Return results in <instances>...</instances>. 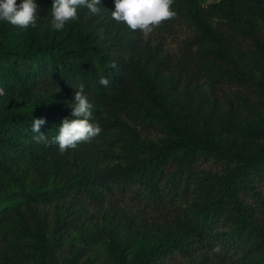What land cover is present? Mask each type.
Instances as JSON below:
<instances>
[{"label":"trees","instance_id":"1","mask_svg":"<svg viewBox=\"0 0 264 264\" xmlns=\"http://www.w3.org/2000/svg\"><path fill=\"white\" fill-rule=\"evenodd\" d=\"M35 3L34 28L22 30L0 20V173L5 174L8 164L17 159L36 162L59 152L51 139L64 118L75 119L69 105L74 91L83 84L93 105L90 122L102 129L96 137L115 132V139L135 141L137 135L130 124L164 136L157 142H142L108 173L89 166L74 178L54 174L50 189L72 188L99 201L112 188H132L135 195L155 205L188 201L180 215L156 221L152 229H135L146 241L118 264H150L204 242L236 249L242 262L257 264V255L264 250V192L258 188V184L264 185V146L240 160L230 145L216 136L211 121L199 126L186 115H178L171 99L175 91L190 103V91L195 88L191 80L202 73L211 84L226 80L239 87L251 84L245 74L246 62L264 60V33L259 31L260 25L264 26V0H215L205 5L199 0H173L175 9L193 25L194 33L184 57L175 59L176 74L167 84L155 81L169 63L164 55L154 54L150 70L137 59L122 56V46L133 41L124 36L125 30H113L101 21L112 18L114 0H101V11L96 15L87 8L78 9V18L60 31L51 28L53 0ZM207 12L221 14L227 27L211 24L205 17ZM113 62L115 68L111 67ZM101 77L108 79V86L100 84ZM41 85L58 87L71 99L63 101L49 94L28 99ZM260 88L264 93V87ZM111 92H117L118 97L108 96ZM243 103L250 106L252 102L244 99ZM110 106L113 116L105 120L100 111ZM239 108V102L229 101L217 131L234 134L237 127L241 133H256L238 120L235 126L229 125ZM41 117L46 119L41 132L49 139L47 145L33 140L32 121ZM202 154L225 162L224 172L202 176L204 184L195 195L210 200L187 199L199 179L193 162ZM217 184L218 191L214 189ZM20 193L27 198L37 195L22 187ZM5 216L13 217L11 232L27 248V259L34 264H57L55 231L46 234L42 220L34 213L29 226L12 203L0 201V218ZM218 225H225V232L217 230ZM200 261L207 264L203 256L196 262Z\"/></svg>","mask_w":264,"mask_h":264},{"label":"rangeland","instance_id":"2","mask_svg":"<svg viewBox=\"0 0 264 264\" xmlns=\"http://www.w3.org/2000/svg\"><path fill=\"white\" fill-rule=\"evenodd\" d=\"M215 0H199L205 5ZM175 18L165 21L155 28L151 34L145 36L140 31H132L126 24L118 23L112 18L103 17L101 21L114 30H125L124 36L133 42L122 46L121 54L124 58L137 59L146 69L150 70L155 53L164 55L169 63L155 81L167 84L176 74L175 59L184 57L189 47L188 40L194 33L193 25L183 17L172 4ZM115 9V5H114ZM206 19L215 26L227 27L221 14L207 12ZM112 20V21H111ZM259 31L264 33V26ZM193 48V47H192ZM245 74L251 84L239 87L230 81L220 84H211L206 76L199 75L191 80L195 88L190 91L191 101L172 92L171 106L179 115H186L199 126L211 121L216 136L227 142L231 150L240 160L261 146H264V60L258 58L245 64ZM183 75L180 80L183 81ZM190 89V87H189ZM53 95L63 101L70 98L58 87L38 86L27 97L33 99L39 95ZM117 92L108 96L118 97ZM244 99L252 103L246 106ZM257 99L261 100L258 102ZM239 102L240 108L237 117L229 125L240 124L252 127L255 134L241 133L238 128L234 134L228 130H218V122L229 106V101ZM253 100V101H252ZM113 107H103L100 115L105 120L113 116ZM128 123L129 121L125 119ZM130 126L134 129L136 140L115 139V132L102 137H95L90 143L78 145L76 149L60 151L41 161H31L25 158L12 161L7 166V172L0 173V201L12 203L22 214L23 219L31 226L30 214L34 213L42 221L46 234L55 231L58 241L54 250L57 264H118L122 257L129 258L140 242L146 241L138 228L152 229V224L161 219H171L180 215L187 208L188 201L176 200L174 204L163 203L155 205L146 199L135 195L132 188H112L101 200H93L82 193L69 188L67 190H52L53 175L74 178L86 167L100 173L110 172L117 164L123 163L128 154L142 142H157L163 134L154 130ZM215 136V138H216ZM231 164V162H230ZM198 170L199 179L193 185V191L187 199H207L205 195L196 196L195 190L200 189L204 182L202 176L221 175L224 172L225 162L214 159L210 155H199L193 162ZM35 197H25L20 188ZM260 192H264V185L258 184ZM214 189L218 191L220 185ZM225 225L217 226V230L225 232ZM13 217L0 218V264H34L25 256L27 248L19 242L11 232ZM219 245V244H218ZM217 244L202 243L193 245L187 252L173 251L161 260L156 259L150 264H202L196 262L203 256L207 264H245L238 259L236 249L220 246L219 253L213 252ZM258 263L264 264V250L258 253ZM202 259V258H201Z\"/></svg>","mask_w":264,"mask_h":264},{"label":"clouds","instance_id":"3","mask_svg":"<svg viewBox=\"0 0 264 264\" xmlns=\"http://www.w3.org/2000/svg\"><path fill=\"white\" fill-rule=\"evenodd\" d=\"M100 3L101 0H53L51 28L55 31L63 30L69 21L78 18L80 8H87L94 15L99 14ZM172 4L173 0H114L115 9L111 11V17L118 23L126 24L132 31H140L148 36L165 21L175 18L176 13L172 10ZM37 13L38 6L35 0H21L19 4L17 0H0V20L19 29L36 27ZM111 67H116L115 62ZM100 84L108 86L109 81L101 77ZM69 107L70 115L75 119L64 118L58 134L51 139V143L57 144L61 153L68 149H76L80 144L90 143L102 131L98 123L90 122L93 105L85 94L83 84L74 91ZM45 123V118H35L31 128L36 134L33 140L47 145L49 139L41 132V126ZM212 251L219 253L220 246H215Z\"/></svg>","mask_w":264,"mask_h":264}]
</instances>
